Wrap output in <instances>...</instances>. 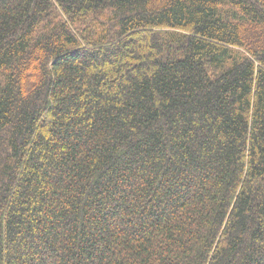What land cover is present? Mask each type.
<instances>
[{"label": "trees", "instance_id": "trees-1", "mask_svg": "<svg viewBox=\"0 0 264 264\" xmlns=\"http://www.w3.org/2000/svg\"><path fill=\"white\" fill-rule=\"evenodd\" d=\"M0 264H264V0H0Z\"/></svg>", "mask_w": 264, "mask_h": 264}]
</instances>
